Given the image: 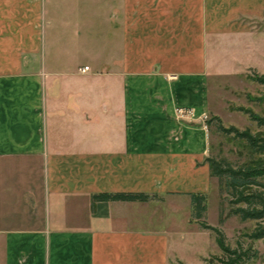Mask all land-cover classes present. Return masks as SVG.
I'll list each match as a JSON object with an SVG mask.
<instances>
[{"label": "crops", "instance_id": "1", "mask_svg": "<svg viewBox=\"0 0 264 264\" xmlns=\"http://www.w3.org/2000/svg\"><path fill=\"white\" fill-rule=\"evenodd\" d=\"M262 65L264 0H0V264H168L209 82Z\"/></svg>", "mask_w": 264, "mask_h": 264}, {"label": "rangeland", "instance_id": "2", "mask_svg": "<svg viewBox=\"0 0 264 264\" xmlns=\"http://www.w3.org/2000/svg\"><path fill=\"white\" fill-rule=\"evenodd\" d=\"M255 74L264 75V65L259 71L247 69L239 75L215 78L209 82V157L240 163L247 156L243 142L225 137L217 131V119L226 128L232 126L240 131L248 129L253 135L264 136V128H258L247 115L239 111L250 110L264 116V87L248 79ZM215 117L217 119H213ZM187 220L184 219L181 234L176 236L179 237L180 245L175 246L168 264H206L210 258L222 256L214 233L204 229L201 223L220 230L230 248H235L237 242L244 248L250 245V259L246 264H264V240L249 242L243 237L253 229L254 222H241L229 214L226 203H222L219 195L216 179H213L211 191L206 195V211L202 218L196 220L190 208Z\"/></svg>", "mask_w": 264, "mask_h": 264}, {"label": "trees", "instance_id": "3", "mask_svg": "<svg viewBox=\"0 0 264 264\" xmlns=\"http://www.w3.org/2000/svg\"><path fill=\"white\" fill-rule=\"evenodd\" d=\"M248 79L264 87V75L255 74ZM239 111L247 115L258 128H264V116L250 110L239 109ZM217 122V131L220 134L244 143L247 156L240 163L208 156L205 161L210 177L216 179L219 195L222 203H226L229 214L237 217L241 222H254L253 229L243 237L249 242L264 240V136L253 135L248 129L240 131L232 126L226 128L218 119ZM209 125L210 121L207 122V126ZM148 200L149 196L140 193H104L92 196V205L96 202H146ZM190 205L192 215L199 220L206 211V195L190 194ZM201 226L214 233L216 245L222 254L220 258H210L206 264H246L250 259V245L244 248L240 242H237L235 248H230L220 230L207 226L205 223H201Z\"/></svg>", "mask_w": 264, "mask_h": 264}, {"label": "built area", "instance_id": "4", "mask_svg": "<svg viewBox=\"0 0 264 264\" xmlns=\"http://www.w3.org/2000/svg\"><path fill=\"white\" fill-rule=\"evenodd\" d=\"M88 71V67H83L82 69H80L81 73L87 72Z\"/></svg>", "mask_w": 264, "mask_h": 264}]
</instances>
